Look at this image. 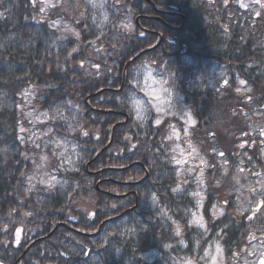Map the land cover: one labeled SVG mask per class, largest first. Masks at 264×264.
Masks as SVG:
<instances>
[{"label": "trees", "instance_id": "1", "mask_svg": "<svg viewBox=\"0 0 264 264\" xmlns=\"http://www.w3.org/2000/svg\"><path fill=\"white\" fill-rule=\"evenodd\" d=\"M47 1L0 0V262L197 259L207 236L190 221L194 178L130 94L155 69L205 133L226 114L235 138L242 111L264 98L263 10L247 0ZM32 113L47 119L37 125Z\"/></svg>", "mask_w": 264, "mask_h": 264}, {"label": "rangeland", "instance_id": "2", "mask_svg": "<svg viewBox=\"0 0 264 264\" xmlns=\"http://www.w3.org/2000/svg\"><path fill=\"white\" fill-rule=\"evenodd\" d=\"M55 0H49L46 3L54 4ZM252 12L256 11L257 8L251 7ZM147 68H145V71ZM155 74H157L155 72ZM158 75V74H157ZM140 76V75H139ZM214 81H222L224 75H220L219 71H214L212 73ZM241 83L238 84V91L244 93L247 91L246 84L241 79ZM214 83V82H213ZM216 84V83H214ZM168 86L172 89V97L170 99H166L163 104H158L154 98L147 97L143 92H139L141 95L139 98H143L145 104L141 105L137 108L133 104V109L140 117H147L151 114V118L156 120V122H163V125L166 128V133L169 141H174L173 145V155L174 159L177 161H181V163H177L182 174L190 172L193 178H196V192L199 195H195V198L198 202L199 209L193 213L191 220L193 221L194 214L197 218L200 219L201 223H193L196 225L200 231L205 232V222L202 215V210L200 209L205 195L208 192L209 194L213 192L212 186V177L215 176V169H211V162L224 164L226 161V157L218 156L221 152L220 150H228L231 151L235 146H242L243 143H238L237 138L233 137L232 132L238 126L232 125L226 114L217 117V119L211 123L209 132L203 137V146L199 147V141H195L193 136V131L195 130V126L199 125V120L194 112V110L185 107L183 105L185 102L184 97H180L177 95L175 90L172 88V84L169 81ZM32 119L35 122H38L41 119V116L36 115L34 113L31 114ZM234 117V116H232ZM220 131V132H217ZM218 134L219 136H216ZM41 135H44L42 132ZM238 143L234 146V144ZM221 147H218V146ZM241 148H245L242 146ZM264 155V149L259 150ZM237 168L242 165L247 168L246 164L243 162H238L236 159ZM224 172L227 174L230 167L223 166ZM237 168L235 170H237ZM234 181L239 183H244L248 187L249 191L254 194V196L248 198V195H242L239 204L241 207L245 205L246 202L250 199H255L256 197H261L264 192V179L261 177L255 178V176L248 175L246 170L243 172H235L234 171ZM42 181H49V177L47 175H42ZM227 184H231V179H226ZM214 208H211V213L213 214ZM257 230V229H256ZM197 237L202 240L201 235L197 234ZM203 248L199 253H197L198 261L194 259H186L185 261H180L177 264H223V255L221 252V243L217 242V240H213L212 238H208L202 241ZM258 252V256L264 254V246L262 242L258 240L253 242L249 254L242 258V264H255V261L259 258L252 260V256ZM257 256V257H258ZM225 264V263H224Z\"/></svg>", "mask_w": 264, "mask_h": 264}, {"label": "flooded vegetation", "instance_id": "3", "mask_svg": "<svg viewBox=\"0 0 264 264\" xmlns=\"http://www.w3.org/2000/svg\"><path fill=\"white\" fill-rule=\"evenodd\" d=\"M254 121H259L258 133L260 134V138H261V146L264 147V113L261 114L259 118L254 119ZM254 133H255V130H251V128L246 130V134L248 136H253ZM251 144H252V148H254L255 141L252 140ZM260 168L262 169L260 174L264 175V161L261 162ZM237 191L239 192L241 191L238 185L234 187L233 193H231L230 195L227 194L223 198L219 197L217 199V203L220 206V209H219V213H217L215 217V221H214L215 229L219 230L223 235V232H226V229H229V227L232 224H234V219L227 212V207L229 205L234 206L239 214L245 213V216L242 217L243 219H240V222L238 223V225L240 226L247 225V228L249 230H251L252 228L257 229L256 232L252 233V236L258 239L259 242H262L264 246V206H261V202L264 201V192L259 200L254 201V202H249L247 204L248 210L247 212H245L244 210L240 208L241 206L239 204V200L241 196L236 195ZM232 228H233V225H232ZM222 240L224 243L225 242L224 235L222 237ZM242 240L243 239L241 235L240 236L238 235V237H235V235H233L230 238L229 247L231 249H235L234 253H229L228 252L229 248L226 249L227 246L224 245L223 253H224L225 258H227L226 259L227 264L229 263V256L231 258L236 259L235 262L239 261V257L243 253V249H244V246L241 244ZM261 259H264V257H260L257 264H260Z\"/></svg>", "mask_w": 264, "mask_h": 264}, {"label": "clouds", "instance_id": "4", "mask_svg": "<svg viewBox=\"0 0 264 264\" xmlns=\"http://www.w3.org/2000/svg\"><path fill=\"white\" fill-rule=\"evenodd\" d=\"M155 71L156 70L152 68L147 69L137 77L135 83L140 91L147 97L154 98L158 104H163L166 99L172 97V89L168 86V76L157 75L155 74ZM130 95L132 97V102L137 108L145 104L144 99L137 97L136 93H131ZM194 195H199V193H194ZM192 222L201 223L200 219L197 218L195 214Z\"/></svg>", "mask_w": 264, "mask_h": 264}, {"label": "snow or ice", "instance_id": "5", "mask_svg": "<svg viewBox=\"0 0 264 264\" xmlns=\"http://www.w3.org/2000/svg\"><path fill=\"white\" fill-rule=\"evenodd\" d=\"M177 163H181V161H177ZM46 183H50V181H47ZM174 191H175V189H174ZM261 206H264V201L261 202ZM260 264H264V259H261Z\"/></svg>", "mask_w": 264, "mask_h": 264}, {"label": "water", "instance_id": "6", "mask_svg": "<svg viewBox=\"0 0 264 264\" xmlns=\"http://www.w3.org/2000/svg\"><path fill=\"white\" fill-rule=\"evenodd\" d=\"M1 264V263H0Z\"/></svg>", "mask_w": 264, "mask_h": 264}]
</instances>
